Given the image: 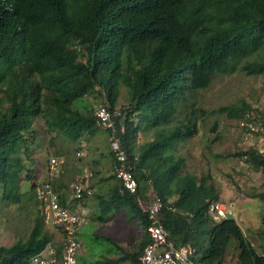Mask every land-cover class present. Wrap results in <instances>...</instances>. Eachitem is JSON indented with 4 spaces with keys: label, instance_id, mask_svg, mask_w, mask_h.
Instances as JSON below:
<instances>
[{
    "label": "trees",
    "instance_id": "1",
    "mask_svg": "<svg viewBox=\"0 0 264 264\" xmlns=\"http://www.w3.org/2000/svg\"><path fill=\"white\" fill-rule=\"evenodd\" d=\"M262 49L264 0H0V187L9 184L13 156L36 119L79 141L99 130L92 105L79 104L98 94L115 111L124 88L117 137L128 158H138L140 196L163 200L170 240L177 248L192 245L196 264H264L234 219L214 220L209 207L219 202L218 191L210 178L187 173L179 155L197 134V124L182 119L188 98L237 73ZM244 69L264 75V63ZM250 110L239 111V119ZM147 131L153 139L140 144ZM236 156L264 169V153L250 148ZM121 190L116 185L107 200L100 197L102 213L128 208L146 233L136 197ZM38 212L26 241L0 247V264H29L53 244ZM232 241L236 256L229 254ZM149 243L147 237L137 252L112 263L139 264Z\"/></svg>",
    "mask_w": 264,
    "mask_h": 264
},
{
    "label": "rangeland",
    "instance_id": "2",
    "mask_svg": "<svg viewBox=\"0 0 264 264\" xmlns=\"http://www.w3.org/2000/svg\"><path fill=\"white\" fill-rule=\"evenodd\" d=\"M257 63H264V49L243 61L237 73L217 77L209 89L188 98L189 113L182 115V119L188 117L195 122L197 134L180 145L179 155L186 160L187 173L210 178L220 195L219 202L231 207L234 220L246 238L259 254L264 255V200L259 197L264 193V169L236 156L250 149L238 129L237 113L249 106L259 108L264 97V75H254L244 69L246 65ZM85 102L90 103L94 111L105 105V99L98 94L84 99L79 106ZM127 102V91L122 88L117 110L120 111ZM32 131L27 142L22 143L13 156L15 165L9 184L4 190L0 187V247H11L29 238L39 217L36 190L46 183L47 175H51L49 163L52 158L63 161L59 167L60 179L69 175L74 180L85 168L92 170L97 162H103L113 176L107 131L99 129L92 136L72 141L59 131L51 130L46 118L36 119ZM152 139L149 131L144 132L140 144ZM84 143L87 153L78 158L77 153ZM108 182L104 186L98 184L94 197L83 202L87 207L84 214L89 219L79 231L83 246L78 256L79 264H115L112 261H121L124 253L137 252L145 239L139 220L128 208L109 215L102 213L100 197L107 200L116 184L114 180ZM102 217L104 223L99 220ZM45 230L53 236L49 249L61 252L64 247L61 230L48 225ZM235 247L236 243L232 241L229 249L232 256L237 254Z\"/></svg>",
    "mask_w": 264,
    "mask_h": 264
},
{
    "label": "built area",
    "instance_id": "3",
    "mask_svg": "<svg viewBox=\"0 0 264 264\" xmlns=\"http://www.w3.org/2000/svg\"><path fill=\"white\" fill-rule=\"evenodd\" d=\"M96 126L110 134V150L115 161V176L121 183L122 193L136 197L139 210L145 215L148 226L146 233L150 243L144 248L139 259L140 264H196L193 258L196 249L192 245L177 248L170 240V233L161 222V214L165 204L159 197L146 201L140 196L138 182L134 173V160H130L121 141L117 137V120L121 113L117 109L110 110L107 105H100L95 110ZM238 129L244 142L256 151L264 153V97L261 106L257 109L246 111L238 120ZM87 153L86 145L82 144L77 157H83ZM248 160V156L242 158ZM63 164L58 158H52L49 163L52 176L59 175V167ZM93 171L86 168L82 174L75 178L67 187L73 201L84 202L94 195L92 188ZM39 207L48 226L59 228L65 238L64 248L60 255L49 249L30 258L29 264H79L78 256L83 246L78 239L80 228L86 223L85 210L73 212L63 204L62 195L55 191L52 184L42 183L36 190ZM209 212L214 220L221 222L234 219L231 207L221 202L212 203Z\"/></svg>",
    "mask_w": 264,
    "mask_h": 264
},
{
    "label": "crops",
    "instance_id": "4",
    "mask_svg": "<svg viewBox=\"0 0 264 264\" xmlns=\"http://www.w3.org/2000/svg\"><path fill=\"white\" fill-rule=\"evenodd\" d=\"M114 157V156H113ZM98 164H96V166L95 167H93V178H92V181H91V184H92V188H93V190H94V195H95V193L97 192V188L100 186V185H98V184H101V186H104L105 184H107L108 185V181H110L109 180V178H111L112 176H110V174L108 173V169H106L105 168V166L102 164L103 162H97ZM113 165H112V167H113V177L115 176V162H114V160H113V163H112ZM81 167V166H80ZM83 168V167H82ZM86 169V168H85ZM80 171H82V170H80ZM83 172V171H82ZM82 172H80V174H78V176L79 175H81L82 174ZM60 174V173H59ZM73 176H67V175H65V176H63V177H61V179L59 178V175H55V176H49V175H47V180L45 181L46 183L47 182H49V183H51L52 184V187L54 188V190L55 191H57V192H59L61 195H62V200H63V204L67 207V208H69L71 211H73V212H76V211H79V210H81V209H84V208H87L86 206H85V203H84V205H83V202L82 203H79V204H74V202H73V199H72V197H71V195H70V193L69 192H67L66 191V189H67V187L69 186V184L73 181V178H72ZM77 178V177H76ZM114 181H116V184H115V186L116 185H120L121 186V183L116 179V176H115V179H114ZM108 182V183H107ZM114 186V187H115ZM113 187V188H114ZM112 190V189H111ZM121 192H122V190H121ZM94 195H93V197H94ZM93 197H91V198H93ZM90 198V199H91ZM90 199H88V200H90ZM87 201V200H86ZM86 222L88 221V219H89V216H87L86 215ZM81 229V228H80ZM80 231V230H79ZM62 232V231H61ZM62 235H63V237H64V234H63V232H62ZM146 235H147V233H145V239H144V241L146 240V238L148 237V235H147V237H146ZM149 238V237H148ZM78 239H79V232H78ZM80 240V239H79ZM143 241V242H144ZM81 242V241H80ZM64 244H65V238H64ZM82 244V243H81ZM51 247V246H50ZM49 247V248H50ZM48 248V249H49ZM64 248V247H63ZM63 248H61V250H63ZM47 249V250H48ZM47 250H46V252H47ZM45 252V251H44ZM62 252V251H61ZM61 254V253H60ZM59 254V255H60ZM143 254V253H142ZM142 256V255H141ZM140 259V258H139ZM126 264H133V263H131V262H125ZM140 264V263H139Z\"/></svg>",
    "mask_w": 264,
    "mask_h": 264
}]
</instances>
